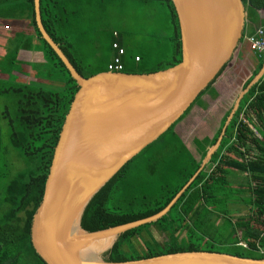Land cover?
<instances>
[{
	"label": "trees",
	"instance_id": "trees-1",
	"mask_svg": "<svg viewBox=\"0 0 264 264\" xmlns=\"http://www.w3.org/2000/svg\"><path fill=\"white\" fill-rule=\"evenodd\" d=\"M242 1L247 22L259 24L264 0ZM129 3L142 10L136 13V20L125 13ZM162 7L169 16L170 34H161L163 30L154 27L156 24L144 25L142 30L147 31L142 33L128 26L137 28L142 14L147 20L146 13L151 9L160 12ZM40 9L45 29L85 78L109 71V64L118 55L116 42L124 49L120 56L123 69L119 72L151 73L182 60L181 32L172 0H40ZM0 18L23 19L34 28L32 36L16 34L19 43L4 60L11 66L10 72L20 63L19 49H31L36 38L47 60L49 76L55 75L52 80L63 84L61 90H44L34 81H0V96L7 98L0 122L6 121L10 143L23 162L22 169L12 172L0 123V264H47L32 244L31 224L79 86L37 28L34 0H0ZM256 58L257 66L242 82V90L263 66L264 54ZM229 62L167 131L95 194L82 216L84 229L97 231L159 212L199 170L209 147L221 136L236 99L218 115L212 135H194L186 142L176 127L198 98L205 94L218 96L213 84ZM36 66V76L41 77L42 68ZM237 172L244 175L245 181L233 180ZM235 202L248 206V213L236 216L231 208ZM153 227L167 237L162 247H149L146 254L127 256L132 247L145 248L143 236L157 243ZM217 243L233 247L235 251L229 253L234 255L264 258V75L243 96L219 147L171 210L156 222L124 232L107 255L109 260L123 261L180 251L219 252L215 249Z\"/></svg>",
	"mask_w": 264,
	"mask_h": 264
},
{
	"label": "water",
	"instance_id": "water-1",
	"mask_svg": "<svg viewBox=\"0 0 264 264\" xmlns=\"http://www.w3.org/2000/svg\"><path fill=\"white\" fill-rule=\"evenodd\" d=\"M172 1L181 32L179 63L151 73L109 70L85 78L45 29L40 0H34L37 28L79 86L31 224L32 244L47 264H264V258L203 250L123 261L109 260L107 255L124 232L156 222L171 210L219 147L243 96L264 75V64L239 93L199 170L167 206L146 218L97 231L82 227V216L95 194L188 110L244 38L247 11L242 0Z\"/></svg>",
	"mask_w": 264,
	"mask_h": 264
},
{
	"label": "rangeland",
	"instance_id": "rangeland-1",
	"mask_svg": "<svg viewBox=\"0 0 264 264\" xmlns=\"http://www.w3.org/2000/svg\"><path fill=\"white\" fill-rule=\"evenodd\" d=\"M162 11L158 12L154 9H151L150 12L146 13V16L149 18L146 20L145 14L140 16L138 21L137 28L132 24L128 25L132 27V30L137 29L140 32H145L147 30H142L144 25L146 27H151L152 24L154 27L163 30L161 34H170L171 30L167 28V24L169 23V16L166 15L165 9L162 7ZM142 10L136 9L135 5L127 4L125 6V13L131 20H136V13ZM147 12V11H144ZM127 20L123 22L124 26H126ZM241 47V48H240ZM240 47L238 48V53L235 54V58L229 62L223 73L216 79L213 86L217 88L218 96H210L203 95L196 101V104L189 111L188 115L177 125L176 129L179 132L182 140H188L192 136H203L205 134L212 135L218 122V118L222 110L230 105L234 100L238 97L239 93L242 91L241 85L242 82L250 75L252 70L257 66L258 60L252 54L248 43L245 41V37L242 39L240 43ZM161 48V46L159 47ZM240 50L242 53H240ZM94 51V49L92 50ZM251 52V53H250ZM4 63L2 67H8ZM49 76L47 68H42L41 70V81H34V83L41 87L44 90H61L63 88V84L60 81H54L52 78H56L55 75L44 78L43 76ZM255 77V76H254ZM253 77V78H254ZM210 93V91H208ZM5 102H7V98L0 96V111L5 107ZM244 103V101H243ZM13 108V106L11 107ZM255 118V116H253ZM256 119V118H255ZM253 119V121H255ZM1 129L3 136V147L7 149L10 153L8 156V163L11 165L12 172H17L22 169L23 162L17 158L16 151L13 149L10 140H9V127L6 121H2ZM187 142V141H186ZM244 175L242 173L237 172L236 177H233V180L236 182L245 181ZM233 212L236 216L244 215L248 213V206H246L242 202H235L231 205ZM151 231V228H150ZM152 231L156 239L157 243H154L149 237L148 239L143 236L144 242L146 244L145 248H134L126 252L127 256L131 255H143L147 253V248H151L152 250H156L162 247L163 240H167L166 235L157 230L155 227L152 228ZM157 247V248H156ZM215 249L220 250L219 252L229 253L230 251L234 252L235 249L229 245L225 244H216Z\"/></svg>",
	"mask_w": 264,
	"mask_h": 264
},
{
	"label": "crops",
	"instance_id": "crops-1",
	"mask_svg": "<svg viewBox=\"0 0 264 264\" xmlns=\"http://www.w3.org/2000/svg\"><path fill=\"white\" fill-rule=\"evenodd\" d=\"M260 13L263 20L259 24L254 25L246 21L244 36L253 33L258 26L264 25V11H260ZM17 33H24L25 35L32 36L34 28L27 25V21L23 19L8 20L0 18V81L10 79L27 83L31 81H41V77L36 76V72H38L36 65H40V68H46L47 60L45 59L44 52L39 47L40 44L36 38L33 41L34 45L31 49L24 47L19 49L17 60L20 63L17 66V69L10 72V65L6 68L2 67L5 63V58L8 57L10 51L19 43V38L16 36ZM240 53H242L241 50ZM252 54L256 58V54L253 52ZM214 88L217 90L216 87ZM141 248H143V246H141Z\"/></svg>",
	"mask_w": 264,
	"mask_h": 264
},
{
	"label": "built area",
	"instance_id": "built-area-1",
	"mask_svg": "<svg viewBox=\"0 0 264 264\" xmlns=\"http://www.w3.org/2000/svg\"><path fill=\"white\" fill-rule=\"evenodd\" d=\"M245 41L248 43L250 50L254 54L258 56L264 54V25L258 26L253 33L246 35ZM114 47L118 49V55L115 56L113 61L109 64V70L121 71L123 65L120 56L124 53V49L119 47L117 42L114 44Z\"/></svg>",
	"mask_w": 264,
	"mask_h": 264
},
{
	"label": "bare ground",
	"instance_id": "bare-ground-1",
	"mask_svg": "<svg viewBox=\"0 0 264 264\" xmlns=\"http://www.w3.org/2000/svg\"><path fill=\"white\" fill-rule=\"evenodd\" d=\"M194 240V239H193Z\"/></svg>",
	"mask_w": 264,
	"mask_h": 264
}]
</instances>
